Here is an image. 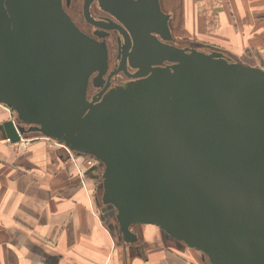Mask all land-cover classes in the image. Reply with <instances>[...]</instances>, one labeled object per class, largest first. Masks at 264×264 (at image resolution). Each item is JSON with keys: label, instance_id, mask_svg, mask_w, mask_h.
I'll return each instance as SVG.
<instances>
[{"label": "water", "instance_id": "obj_1", "mask_svg": "<svg viewBox=\"0 0 264 264\" xmlns=\"http://www.w3.org/2000/svg\"><path fill=\"white\" fill-rule=\"evenodd\" d=\"M98 1L117 17L134 4ZM168 19L147 0V77L89 100L105 46L62 0H0V104L16 116L6 138L38 134L99 162L101 214L123 244L150 225L208 264H264V69L160 43Z\"/></svg>", "mask_w": 264, "mask_h": 264}, {"label": "crops", "instance_id": "obj_2", "mask_svg": "<svg viewBox=\"0 0 264 264\" xmlns=\"http://www.w3.org/2000/svg\"><path fill=\"white\" fill-rule=\"evenodd\" d=\"M181 18V31L206 34L199 46L264 66V0H181ZM12 120L0 104V264H208L200 252L169 247L159 230L152 241L142 233L119 242L111 221L91 213L64 155L7 140L3 125Z\"/></svg>", "mask_w": 264, "mask_h": 264}, {"label": "flooded vegetation", "instance_id": "obj_3", "mask_svg": "<svg viewBox=\"0 0 264 264\" xmlns=\"http://www.w3.org/2000/svg\"><path fill=\"white\" fill-rule=\"evenodd\" d=\"M133 2L131 12L119 13L117 17L105 12L98 0H62L65 13L77 29L97 43L103 44L107 51L106 71L101 79L95 82L100 86L96 87L92 83L97 73L90 77L87 88L89 100L93 96L97 97L106 87V92L110 89L124 88L147 77V62L152 60L147 58V0H133ZM158 2L161 12L169 16L168 27L172 37L171 41H165L156 35L160 43L185 50H211L194 43L180 42L176 38L180 0H158ZM155 67L157 66L151 68ZM134 227L131 228L133 233ZM113 231L116 234V230ZM135 234L138 236L137 233Z\"/></svg>", "mask_w": 264, "mask_h": 264}, {"label": "rangeland", "instance_id": "obj_4", "mask_svg": "<svg viewBox=\"0 0 264 264\" xmlns=\"http://www.w3.org/2000/svg\"><path fill=\"white\" fill-rule=\"evenodd\" d=\"M181 1V0H180ZM180 17V14H179ZM180 20V18H179ZM184 21L186 19L184 18ZM184 23V22H183ZM182 24V18L179 23L178 29L175 31V36L180 42H186V43H194L199 46V44H206V34L203 32H195V35H192L189 31H181L180 25ZM197 29V28H196ZM179 33V34H178ZM181 33V34H180ZM261 69H264V66L260 67ZM12 115V121H15L16 116L15 114L10 110ZM22 138H25V141L23 144L26 146L28 144L41 142L48 146L49 148L55 150L56 152H59L61 155H64V157L67 158L68 165L67 167L70 170V173L72 177L82 184V186L85 187L88 195L89 202L91 203V213L95 215L100 221L102 220V214H101V173H102V167L94 160L92 157L86 156V155H77L75 153L68 154L66 151L61 149L59 145L54 142L53 140H48L46 138H43L42 136L38 134H28L23 136ZM148 228V229H147ZM149 228L153 229L152 231L149 230ZM133 229V228H132ZM131 229V230H132ZM155 230L158 232V228L154 226L149 225H139L134 227V233L147 234L148 240H155L156 234L154 233ZM133 232V230H132Z\"/></svg>", "mask_w": 264, "mask_h": 264}, {"label": "bare ground", "instance_id": "obj_5", "mask_svg": "<svg viewBox=\"0 0 264 264\" xmlns=\"http://www.w3.org/2000/svg\"><path fill=\"white\" fill-rule=\"evenodd\" d=\"M178 34H179V33H178ZM58 145H59V144H58ZM59 147L62 148L64 151L68 152L69 154H70V153H73V152H71L69 149H67L64 145H61V146L59 145ZM149 226H150V225H149Z\"/></svg>", "mask_w": 264, "mask_h": 264}, {"label": "built area", "instance_id": "obj_6", "mask_svg": "<svg viewBox=\"0 0 264 264\" xmlns=\"http://www.w3.org/2000/svg\"><path fill=\"white\" fill-rule=\"evenodd\" d=\"M44 138V137H43ZM46 139H48V138H46ZM48 140H51V139H48ZM54 141V140H53ZM54 142H56V141H54ZM57 143V142H56ZM57 144H59V143H57ZM60 146L62 145V144H59ZM68 153V152H67ZM69 154V153H68ZM95 160V159H94Z\"/></svg>", "mask_w": 264, "mask_h": 264}]
</instances>
